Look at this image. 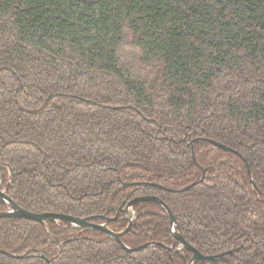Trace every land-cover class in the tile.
Wrapping results in <instances>:
<instances>
[{"label":"trees","instance_id":"1","mask_svg":"<svg viewBox=\"0 0 264 264\" xmlns=\"http://www.w3.org/2000/svg\"><path fill=\"white\" fill-rule=\"evenodd\" d=\"M0 162L23 209L119 232L152 195L202 255L239 247L216 264H264V0H0ZM132 211V253L0 219V264H187L162 206Z\"/></svg>","mask_w":264,"mask_h":264},{"label":"water","instance_id":"2","mask_svg":"<svg viewBox=\"0 0 264 264\" xmlns=\"http://www.w3.org/2000/svg\"><path fill=\"white\" fill-rule=\"evenodd\" d=\"M202 139L203 138H199L197 140H202ZM208 141L213 143L215 146L225 150V151L236 153V151H233L230 148H228L224 145H221L220 143H217V142L212 141V140H208ZM191 155H192V158L194 159V152L193 151H192ZM245 165H246V169H247V172H248V175L250 178V183L253 184L250 168L246 162H245ZM0 166H1V162H0ZM10 173H11V171H10ZM193 184H189L187 186H184L183 188L176 189V190L164 188V187H162L160 185H156V184L155 185L154 184H148V185L155 186L156 188L163 189L167 192L178 193V192H183V191L190 189V187ZM0 201L7 206L6 210L0 212V219L18 218V219H25V220L38 222L40 224H45V222L66 221L72 227L96 229V230L104 233L105 235L110 236L111 238L114 239V241L123 250H125L128 253H132L134 251H139L145 247L155 245V243H146V244L139 246L137 248H128L120 240V236L123 235L125 232L129 231L132 227L133 220L135 218V213L132 211V205L137 203V202H140V201H153V202L158 203L160 206H162V208L165 210V212L167 213V216H168V220H169V224H170V232H171L170 234H171V238L173 239V242L171 243V245L165 246V248L167 250H170V251L178 250L181 253H183L184 250H187L188 252H190L191 256H190V259L188 260V264L200 263V262H204V263L212 262V263L216 264L217 260L219 258H222L223 256L231 255L239 249V247H237V248H233V249H230L228 251L219 253L217 255H211V256L202 255L194 247L189 245L185 241L181 232L177 230V222H176L173 214L171 213L170 209L168 208V206H166V204L162 200H160L158 197L152 196V195L134 197L133 199L127 201L124 204L125 207L120 206L118 208V212L116 213V215L110 219L116 220L120 210H122L126 213L128 212V210H131L130 217H128V219H127L128 220L127 225L125 226V228L123 230H121L119 232H115L108 227V225L105 222L106 217H104V216L75 217V216L58 214V213H35L32 211L23 209L22 207L17 205L10 197H8L1 189H0ZM98 218L104 220V222H102V223L91 222V219H98ZM176 244H177V246H176ZM0 253L8 254L7 252H5L3 250H0Z\"/></svg>","mask_w":264,"mask_h":264},{"label":"flooded vegetation","instance_id":"3","mask_svg":"<svg viewBox=\"0 0 264 264\" xmlns=\"http://www.w3.org/2000/svg\"><path fill=\"white\" fill-rule=\"evenodd\" d=\"M125 204V203H124ZM124 204H122V205H124ZM124 207H125V205H124ZM120 211H122V210H120ZM130 211L131 210H128V212L127 213H130ZM126 212H125V214H126V216L127 217H130V214L128 215ZM118 215H119V213H118ZM117 219H118V216H117ZM173 240V239H172ZM176 246H177V244H176ZM173 252H179L178 250H173ZM179 253H181V252H179ZM190 259V258H189ZM187 264H188V262H187ZM193 264H206V263H204V262H200V263H193Z\"/></svg>","mask_w":264,"mask_h":264},{"label":"rangeland","instance_id":"4","mask_svg":"<svg viewBox=\"0 0 264 264\" xmlns=\"http://www.w3.org/2000/svg\"><path fill=\"white\" fill-rule=\"evenodd\" d=\"M127 214H128V215L131 214V211H130V213H127Z\"/></svg>","mask_w":264,"mask_h":264}]
</instances>
